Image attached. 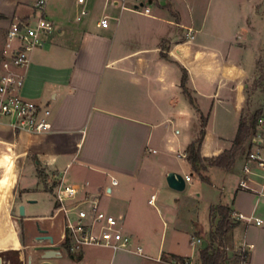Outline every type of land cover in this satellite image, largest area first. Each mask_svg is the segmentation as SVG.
I'll use <instances>...</instances> for the list:
<instances>
[{
  "label": "crops",
  "instance_id": "obj_1",
  "mask_svg": "<svg viewBox=\"0 0 264 264\" xmlns=\"http://www.w3.org/2000/svg\"><path fill=\"white\" fill-rule=\"evenodd\" d=\"M118 1L50 0L42 13L37 0H0V60L13 21L44 16L57 28L19 71L23 96L50 110L52 131L42 137L18 134L2 118L0 152L49 135L79 143L74 152L18 156L21 168L8 208L16 222L14 237L20 241L21 223L48 222V235L63 245V223L53 218L55 201L46 180L65 174L68 183L88 184L101 208L102 199L108 200L115 213L110 214L133 245L88 247L77 258L62 251L59 264H202L203 244L192 241L209 240L211 210L218 206L229 207L231 219L238 214L250 219L234 223L225 237L228 264L243 251L246 264H264V195L239 189L247 152L230 171L205 162L202 175L187 160L202 115L207 118L203 158L232 149L242 117L256 114L264 158V0H153L148 14L122 9ZM105 17L109 26L102 28ZM185 75L194 106L181 86ZM26 162L33 165V183L23 177ZM170 172L191 178L184 192L169 188ZM251 185L264 193L262 178L252 177ZM22 205L24 217L18 214ZM138 247L141 255L135 253ZM1 251H18L24 264L21 250Z\"/></svg>",
  "mask_w": 264,
  "mask_h": 264
},
{
  "label": "built area",
  "instance_id": "obj_2",
  "mask_svg": "<svg viewBox=\"0 0 264 264\" xmlns=\"http://www.w3.org/2000/svg\"><path fill=\"white\" fill-rule=\"evenodd\" d=\"M49 1L37 0L36 8L43 13ZM146 1L148 0H119L118 4L122 9H144L145 14H148V6L138 7ZM79 2L83 3L84 0ZM86 15L87 11L83 10L81 17ZM99 26L107 28L109 18H103ZM55 31H57L55 24L44 16H40L35 22L15 20L7 30L0 60V119H9L11 126L18 134L42 137L52 131L49 120L50 110L23 96L25 78L19 71L28 65L29 55L34 50L42 48ZM262 143L263 140L259 134L252 138L251 149L247 153L243 176L239 183L240 190L261 196L264 193L254 188L251 183L252 177H260L264 180V175L256 172V170L264 171V158L259 150ZM185 181L188 183L191 178L186 177ZM112 184L117 186L118 182L113 180ZM46 187L55 201L53 218L60 217L63 223L62 244L68 243L72 254H79L88 247L113 250H129L132 247L133 241L131 237L124 234L120 220L101 208L99 196L89 191L88 184L68 183L65 180V174H55L51 179L46 180ZM154 200L155 196L150 203L153 204ZM231 220L233 223L242 220L250 221L242 214H238L236 219ZM257 224H261V221L257 220ZM202 244L200 239L192 241L193 246ZM245 252L239 253L242 257L241 264H246ZM135 253L141 255L142 248H136ZM171 264L188 263L174 261Z\"/></svg>",
  "mask_w": 264,
  "mask_h": 264
},
{
  "label": "trees",
  "instance_id": "obj_3",
  "mask_svg": "<svg viewBox=\"0 0 264 264\" xmlns=\"http://www.w3.org/2000/svg\"><path fill=\"white\" fill-rule=\"evenodd\" d=\"M3 16L0 15V19ZM182 89L185 95L188 97L191 104L194 106L195 102L192 96L189 94L186 88V75L182 80ZM259 121V114L248 117L244 115L240 121L236 139L233 143V147L230 150L223 152L221 155L213 159H205L201 155V146L206 136L207 128V118L203 115L201 116V130L198 139L193 142L187 149V160L191 165L193 172L196 175H202V172L207 171V167L204 165L208 162L210 167H217L230 171L235 165L239 155L243 153H248L251 149L250 142L252 138L257 133V125ZM23 143V142H21ZM13 156L12 152L9 154ZM12 161L9 159L8 162ZM6 167H4V172L0 170V175L3 176ZM232 211L227 206H218L211 210V218L213 219V230L210 233L209 240L205 241V248H201L200 257L202 264H228V255L225 244V237L235 227V224L231 220ZM218 222L215 224V220ZM65 243L63 245H67ZM62 245V246H63ZM69 255L76 257V255L69 252ZM77 258V257H76ZM245 261L246 256L244 255ZM242 257L238 254L235 257V264H241Z\"/></svg>",
  "mask_w": 264,
  "mask_h": 264
},
{
  "label": "rangeland",
  "instance_id": "obj_4",
  "mask_svg": "<svg viewBox=\"0 0 264 264\" xmlns=\"http://www.w3.org/2000/svg\"><path fill=\"white\" fill-rule=\"evenodd\" d=\"M95 15H97V12H96ZM2 41H3V36L0 35V45L2 44ZM16 148H15V151H13V152L11 150L1 151L0 152V170H2V173L4 172V170H3L4 167L8 166V176H7V181H6L5 185L2 186V183L0 182V246L1 247H6L10 236L11 237L13 236V238H14V234L9 235L7 233L8 226L9 227L11 226V221H10L11 219H10L9 215L7 214L6 205H5L7 203H6L5 199L8 196L7 194H9V201H10L11 189H12V187L15 184L16 178L18 176V171L21 168V163L19 162V160L16 159V155H17ZM10 152H12V154H13L12 157L9 155ZM9 159H12V162H8ZM14 163H19L20 166L17 167V168H14ZM14 170L16 172H14ZM23 177L25 179H30L31 181L29 183H33L34 182L35 172H34V168H33L32 163L26 162L25 168H24V172H23ZM12 178H14V179L12 180ZM196 182H197V180H196ZM188 189H190V187ZM102 208H103V210L107 211L108 213L115 214L113 211H110L108 200L106 198L102 199ZM3 209H5V212H3ZM1 216L6 217L8 223H6L2 219ZM48 224H49L48 222H40L38 224L36 222H31V221L27 222L26 221V222L22 223L21 226L24 229L25 237L26 238H30V237H37L40 234L39 226H41V228H46L48 226ZM50 233L55 237V239L57 241L58 240V235L54 231L50 232ZM19 238H20V242L23 245V247H26V249L25 250H21V252H24V260H25L24 264H27L28 256L30 254H33V252H32L33 247L34 246H38L39 244L36 243L35 241L34 242H30V245H27L26 241L23 244V241L21 239L22 237L19 236ZM62 251H64V252L69 254L70 245L69 244L63 245L62 246ZM2 252L3 251L0 250V256H1ZM2 255L5 258H11L13 264H20V262H19V252L18 251H10L9 253H5V254H2ZM53 262H55L56 264H59V259H56ZM40 263H41V261H37L36 264H40Z\"/></svg>",
  "mask_w": 264,
  "mask_h": 264
},
{
  "label": "water",
  "instance_id": "obj_5",
  "mask_svg": "<svg viewBox=\"0 0 264 264\" xmlns=\"http://www.w3.org/2000/svg\"><path fill=\"white\" fill-rule=\"evenodd\" d=\"M153 4V0H148L145 3L140 4L138 7H144V6H150ZM137 7V8H138ZM166 181L169 186L174 191L177 192H184L187 188V183L185 181V178L175 172H170L166 176ZM19 214L21 217L25 216V206H19L18 208ZM49 242V246H37L33 248L32 252L33 254H30L28 256V264H36L37 261H41L40 264H55L53 261L56 259H60L63 257L62 249L61 247H57L54 244V239L51 236L47 237H37L35 239V242L38 244H42L44 242ZM206 243L204 242L202 247L205 248ZM21 258V256H20ZM8 258L3 257V255L0 256V264H9ZM11 259V258H10ZM11 261V260H10Z\"/></svg>",
  "mask_w": 264,
  "mask_h": 264
},
{
  "label": "bare ground",
  "instance_id": "obj_6",
  "mask_svg": "<svg viewBox=\"0 0 264 264\" xmlns=\"http://www.w3.org/2000/svg\"><path fill=\"white\" fill-rule=\"evenodd\" d=\"M78 144L79 143L71 137L49 135L48 137L36 141L19 143L15 147H17V156L27 152H38L41 154L47 153L48 156H55L76 151ZM17 166L18 164L14 163V168Z\"/></svg>",
  "mask_w": 264,
  "mask_h": 264
},
{
  "label": "flooded vegetation",
  "instance_id": "obj_7",
  "mask_svg": "<svg viewBox=\"0 0 264 264\" xmlns=\"http://www.w3.org/2000/svg\"><path fill=\"white\" fill-rule=\"evenodd\" d=\"M16 159L18 160V156L16 155ZM10 162H12V161H10ZM18 164V166L17 167H19L20 166V164L19 163H17ZM17 167H15V168H17ZM4 170V169H3ZM14 172H16L15 170H14ZM7 176H8V166H6V170H5V173H4V175L3 176H1L0 175V182L2 183V186H4L5 185V183H6V181H7ZM14 178H12V180H13ZM8 196H7V198L5 199V201H6V203L7 204H5L6 205V210H7V214L9 215V213H8V208L9 209H11V202L9 201V194H7ZM3 212H5V209H3ZM18 214H19V210H18ZM19 216H20V214H19ZM2 217V219L6 222V223H8L7 222V218L6 217H3V216H1ZM10 217V216H9ZM21 217V216H20ZM10 221H11V226L9 227L8 226V228H7V233L9 234V235H12L13 234V230H14V228L16 227V222L10 217ZM22 224V223H21ZM39 224V223H38ZM21 228H22V226H21ZM39 232H40V234L37 236V237H47V236H49L48 235V229H45V228H41V226H39ZM20 236L22 237L21 239H22V241H23V244L25 243V241H26V239H28V238H26L25 237V235H24V229L22 228L21 229V231H20ZM37 237H32V242H34L35 241V238H37ZM20 242V241H19ZM19 242H18V240L14 237L13 238V236L11 237H9V240H8V242H7V245H6V247H1L0 246V250H25L26 249V247L24 248H18V246H19ZM54 244L56 245V242H55V240H54ZM38 246H49V242H44V243H42V244H39ZM57 247H61V249H62V246H60V245H56ZM35 247H37V246H34L33 248H35ZM24 262H25V260H24ZM28 263V262H27ZM22 264V263H21Z\"/></svg>",
  "mask_w": 264,
  "mask_h": 264
}]
</instances>
